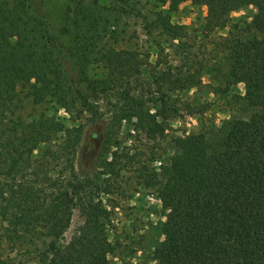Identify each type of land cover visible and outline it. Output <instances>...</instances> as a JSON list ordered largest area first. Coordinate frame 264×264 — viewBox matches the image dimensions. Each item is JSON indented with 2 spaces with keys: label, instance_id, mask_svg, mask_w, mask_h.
<instances>
[{
  "label": "trees",
  "instance_id": "obj_1",
  "mask_svg": "<svg viewBox=\"0 0 264 264\" xmlns=\"http://www.w3.org/2000/svg\"><path fill=\"white\" fill-rule=\"evenodd\" d=\"M155 1L162 9L149 18L143 0H78L67 42L31 0H0V264H111L118 206L104 196L117 183L77 170L85 128L78 120L86 115L103 133L104 154L120 150L106 161L110 173L134 169L140 188L166 212L155 264H264V0ZM188 1L207 8L211 29H228L232 13L256 9L251 22L235 23L241 32L231 42L223 89L246 84L237 96L252 114L203 120L201 131L172 136L162 159L161 141L183 116L181 95L202 76L188 63L126 47V27L143 19L151 40L181 41L186 28L171 13ZM45 104L76 119L25 117L29 105ZM125 128L158 144L156 166L122 146ZM76 210L83 223L65 242Z\"/></svg>",
  "mask_w": 264,
  "mask_h": 264
},
{
  "label": "rangeland",
  "instance_id": "obj_2",
  "mask_svg": "<svg viewBox=\"0 0 264 264\" xmlns=\"http://www.w3.org/2000/svg\"><path fill=\"white\" fill-rule=\"evenodd\" d=\"M77 1L66 0L65 4H59L57 0H31V3L33 10L44 16L54 31L68 42L73 37L68 16ZM142 5L145 7L144 14L149 18L162 9L155 0H143ZM207 13L206 7L194 5L189 1L181 4L178 11L172 12L173 23L186 28V36L178 42H171L160 35L155 36L157 41L151 40L142 25L143 19L132 20L129 27H126V47L151 53L152 59L161 55L162 59L171 65L182 67L188 63L194 67L192 70L198 69L202 76L199 87L188 89L181 95L182 103L185 104L183 116L172 123L168 140L161 141L162 159H167L164 151L169 147L167 142L172 136L201 131L203 120L221 123L232 117L248 118L252 114L237 96H245L248 90L246 84H239L229 93H224L223 89L227 87L228 82L231 42L241 32L235 28V23L241 18L251 22L256 9L247 7L232 13L230 27L225 30L208 27ZM189 107L195 114H190ZM42 112H57L67 124L76 119L75 114L69 115L63 110H58L53 104L29 105L24 113L25 117H34ZM85 117L78 120L85 128L84 140L78 150L77 170L83 178L97 176L102 181L109 178L117 183V190L109 196H104L108 203L118 206L114 211V223L110 230L112 240L117 245L116 254L111 257V264H155L152 255L162 239L161 225L166 220V212L155 193L140 188L134 169L123 170L117 177L110 173L106 161L111 160L112 155L120 150L111 146L110 153L104 154L103 133L100 127L88 124ZM131 135L127 128L123 129L122 146L131 154L137 155L138 161L156 166V159L159 158L158 144ZM82 223L83 217L79 210H76L71 227L65 235V242L72 239ZM9 252L10 248H5V257ZM23 263H26L25 259ZM31 264L36 263L34 261Z\"/></svg>",
  "mask_w": 264,
  "mask_h": 264
}]
</instances>
